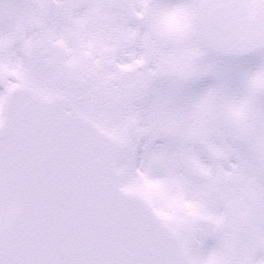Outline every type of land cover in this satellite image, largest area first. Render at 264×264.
I'll return each instance as SVG.
<instances>
[{
  "label": "snow or ice",
  "instance_id": "snow-or-ice-1",
  "mask_svg": "<svg viewBox=\"0 0 264 264\" xmlns=\"http://www.w3.org/2000/svg\"><path fill=\"white\" fill-rule=\"evenodd\" d=\"M0 264H264V0H0Z\"/></svg>",
  "mask_w": 264,
  "mask_h": 264
}]
</instances>
